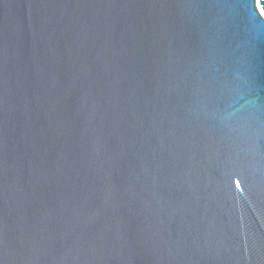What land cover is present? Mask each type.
<instances>
[{
	"label": "water",
	"instance_id": "water-1",
	"mask_svg": "<svg viewBox=\"0 0 264 264\" xmlns=\"http://www.w3.org/2000/svg\"><path fill=\"white\" fill-rule=\"evenodd\" d=\"M264 0H0V264H264Z\"/></svg>",
	"mask_w": 264,
	"mask_h": 264
},
{
	"label": "bare ground",
	"instance_id": "bare-ground-1",
	"mask_svg": "<svg viewBox=\"0 0 264 264\" xmlns=\"http://www.w3.org/2000/svg\"><path fill=\"white\" fill-rule=\"evenodd\" d=\"M258 9L260 10V12H261V8H260V5L258 4ZM262 15L264 16V14L262 13Z\"/></svg>",
	"mask_w": 264,
	"mask_h": 264
},
{
	"label": "snow or ice",
	"instance_id": "snow-or-ice-1",
	"mask_svg": "<svg viewBox=\"0 0 264 264\" xmlns=\"http://www.w3.org/2000/svg\"><path fill=\"white\" fill-rule=\"evenodd\" d=\"M261 10H262V12H264V7H262V9H261Z\"/></svg>",
	"mask_w": 264,
	"mask_h": 264
},
{
	"label": "rangeland",
	"instance_id": "rangeland-1",
	"mask_svg": "<svg viewBox=\"0 0 264 264\" xmlns=\"http://www.w3.org/2000/svg\"><path fill=\"white\" fill-rule=\"evenodd\" d=\"M258 5V4H257Z\"/></svg>",
	"mask_w": 264,
	"mask_h": 264
}]
</instances>
